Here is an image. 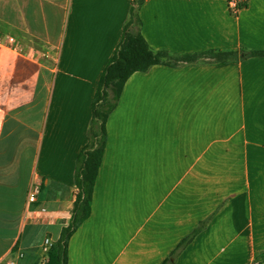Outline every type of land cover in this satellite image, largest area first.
<instances>
[{
    "label": "crops",
    "instance_id": "obj_1",
    "mask_svg": "<svg viewBox=\"0 0 264 264\" xmlns=\"http://www.w3.org/2000/svg\"><path fill=\"white\" fill-rule=\"evenodd\" d=\"M132 1L0 0V36L21 47L0 43V264L18 251L35 264L69 224L93 99ZM238 1L237 13L229 0L141 4L133 30L169 64L127 79L68 264H264V0ZM33 178L39 222L25 220Z\"/></svg>",
    "mask_w": 264,
    "mask_h": 264
},
{
    "label": "trees",
    "instance_id": "obj_2",
    "mask_svg": "<svg viewBox=\"0 0 264 264\" xmlns=\"http://www.w3.org/2000/svg\"><path fill=\"white\" fill-rule=\"evenodd\" d=\"M144 0H133L130 18L125 24L123 37L114 55L105 67L93 99V114L88 131V141L81 150L76 163L75 181L78 193L69 224L63 227L61 236L55 243L47 264H68V247L70 238L80 224L89 217L92 208L95 182L102 162L106 140L107 120L118 104L127 79L136 71L147 70L155 64H169L163 52L151 48L140 30L132 26L141 25L139 8ZM219 60H227L231 52L211 51ZM255 52H243V56ZM194 235V234H193ZM185 238L177 249L182 248L189 239ZM264 261L261 253L257 262ZM165 261L163 264H166Z\"/></svg>",
    "mask_w": 264,
    "mask_h": 264
},
{
    "label": "built area",
    "instance_id": "obj_3",
    "mask_svg": "<svg viewBox=\"0 0 264 264\" xmlns=\"http://www.w3.org/2000/svg\"><path fill=\"white\" fill-rule=\"evenodd\" d=\"M229 8L231 12L237 13L240 10L238 0H229ZM0 43L9 45L13 49H21L17 39L12 35L0 36ZM42 191V181L39 178H33L27 194V206L25 210V220L43 221L45 220L44 210L40 208L38 203ZM55 245V241L51 236H46L41 244V257L35 264H47L50 259V253ZM19 259L25 257L24 251H18ZM18 258L8 259L4 264H19Z\"/></svg>",
    "mask_w": 264,
    "mask_h": 264
},
{
    "label": "rangeland",
    "instance_id": "obj_4",
    "mask_svg": "<svg viewBox=\"0 0 264 264\" xmlns=\"http://www.w3.org/2000/svg\"><path fill=\"white\" fill-rule=\"evenodd\" d=\"M134 27H136V28H138V25H135ZM196 56L195 55H188L186 58L188 59H193V58H195ZM171 58H174V57H171ZM181 58H183V57H181Z\"/></svg>",
    "mask_w": 264,
    "mask_h": 264
}]
</instances>
